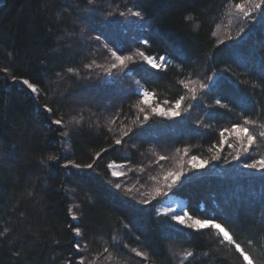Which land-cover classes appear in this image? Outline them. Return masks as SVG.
I'll use <instances>...</instances> for the list:
<instances>
[{
    "label": "trees",
    "instance_id": "obj_1",
    "mask_svg": "<svg viewBox=\"0 0 264 264\" xmlns=\"http://www.w3.org/2000/svg\"><path fill=\"white\" fill-rule=\"evenodd\" d=\"M237 2L242 0H0V231L11 229L10 239L0 238V264H80L82 257L84 264H244L217 230L196 231L157 212L166 195L153 199L142 191L163 185L152 179L150 186V176L134 183L152 153L172 157L177 149L176 155L187 150L214 162V170L244 168L251 159L243 152L234 159L237 140L225 132L222 144L220 133L245 117L255 121L249 127L261 143L251 156H264V12L245 18L235 13ZM128 8L142 16L118 15ZM105 45L117 53L165 55L171 63L153 69L134 59L108 73L96 66L108 55ZM93 60L91 69L84 67ZM22 79L36 85V94ZM181 80L208 87L190 85L197 86L192 99ZM137 82L160 104L185 96L182 115H151L142 105L150 119L133 124L143 119L133 107L141 99ZM125 126L133 131L113 145ZM102 149L108 151L91 169L64 167L69 160L92 163ZM49 155L57 159L49 161ZM111 161H125L126 175L112 177ZM213 171L163 191L180 196L192 218H214L256 264H264V170ZM104 248L109 253L101 255Z\"/></svg>",
    "mask_w": 264,
    "mask_h": 264
},
{
    "label": "snow or ice",
    "instance_id": "obj_2",
    "mask_svg": "<svg viewBox=\"0 0 264 264\" xmlns=\"http://www.w3.org/2000/svg\"><path fill=\"white\" fill-rule=\"evenodd\" d=\"M88 4H94L95 0H87ZM250 6V7H249ZM234 8L235 10L242 14L243 17L248 18L252 15L253 11H257V12H264V0H242V2H237L234 4ZM131 14L132 16L135 17H141L142 16V12L137 10V11H133L132 8H128L127 9V13L125 12H119L118 15L120 16H125ZM109 15H112V13H109ZM186 19H192V17H186ZM213 36H217L218 32L214 31L212 32ZM96 40H99L100 37L97 36L95 37ZM228 39H231V37L229 36ZM143 43L145 45L149 44V41L144 40ZM220 43H224V40H221ZM106 47V45H105ZM136 55H139L140 57L143 58V60L151 66V68L153 69H160V68H167V59L163 56L156 58L153 56H149L146 55L144 51H137ZM111 56L114 58L115 63L110 64L108 67H106L104 70L108 73H111V71L113 69H117L119 67H127V62L129 61H133L134 60V56L133 55H119L117 54V51H112L111 52ZM96 62L95 60H93L91 63L85 64L84 67L91 69L93 67V65H95ZM97 67H103V65H96ZM3 71L5 73L8 72V68H4ZM68 72L72 73V72H76L78 74V70L73 69V68H68L67 69ZM12 79L15 81L17 79V77L13 76ZM211 79V77L209 78ZM22 83L23 85H26L28 89L31 90L32 93H36L38 91L36 85L32 84L29 82V80L27 79H22ZM179 83L185 88L188 89V91L191 93V98L192 99H196V94H197V88L192 86L190 87V85H196L198 84L199 87L201 89L207 88L208 85L206 83H201L199 81H192V80H181L179 81ZM141 99L138 100V102L133 105V107H135L139 113L143 114V119L140 120V117H137L136 121H133V124H137V121H139L141 124L143 122H146L150 119V114L151 115H157V116H162V117H168V118H176V117H180L182 115V103L185 100V96H180L178 99L175 100L174 104H172L171 107L169 108H162L160 107L159 104H156L155 106L152 105L151 101L154 97V94L149 92L148 90H143L139 93ZM164 103H168L167 101H165ZM216 103L219 105L220 104V100L218 99L216 101ZM142 105H146L148 109H150V114L148 111H146V108L143 107ZM47 108V105L45 106ZM48 111H51V109H47ZM184 111H187V109H184ZM80 120L77 119L75 120V123L77 125L80 124ZM113 123L115 121H112ZM54 124L56 125H62V119H56L53 121ZM255 121L248 119L247 117H245L242 122L237 121L235 122L231 129H225L224 131H222L220 133V143H225L226 142V137H225V132H228L230 136H234V138L237 140L239 147L236 149V154L233 157L234 159L239 160L241 157V152L247 154L248 159H251V162H245L243 164L244 168L247 169H256V170H264V156H260L259 158H255L251 156V152L254 150V145L257 144V140L258 137L256 135H254L250 129V125H254ZM139 126V125H138ZM126 127L125 129H121L120 132V136L118 138H114L113 140V145H121L124 142V138L128 137L129 134L133 131V129L131 127ZM261 128H264V124L260 125ZM109 131H112L111 129H109ZM63 136H68V131L65 130L61 133ZM259 139L261 141H264V132H260L259 133ZM229 147H233V145L229 144ZM211 151V149H209ZM108 151V149H102L100 152L95 153V157L92 160V163H88L85 165H81L79 163H75L71 160L68 161L67 164L64 165V167H69V166H73L77 169L80 168H88L91 169L93 168L94 164L96 163L97 159H100L102 156V153H106ZM180 150L177 149V152H179ZM185 155H187V150H185ZM57 157L54 155H49L47 157V160L52 161V160H56ZM167 157L166 156H160L159 160L163 161L166 160ZM213 160L219 159V151H217L216 155L212 156ZM42 163H44L45 161H41ZM188 166L190 169H200L203 168L207 165L208 161L207 160H199L195 155L191 156V158L187 161ZM107 168L109 170H111V175L113 177H121V176H125L126 173L124 171H122L123 168H125L124 164H118L115 161L110 162L107 164ZM129 171H131V169H129ZM186 174L183 170V167H181L180 170L177 171H167L164 173L163 175V181L164 184L162 187H156L153 190V193H144V195L146 196H152V198L154 199L156 196L159 195H167L166 192L163 191V188H168L171 189L173 188L174 185L177 184L178 181L181 180L182 177H184ZM151 179L155 180L156 177H151ZM159 183V182H158ZM114 187L116 189H120L121 188V184L120 183H115ZM129 191H131V189H129ZM31 195V193H30ZM140 203L143 204H147L149 203L148 200H141ZM69 213H72V209L70 208ZM165 215H168L169 213L166 211L164 213ZM186 218L188 220H192L193 218L189 215V213L187 212H183L180 214L177 213H172L171 214V220L176 221L177 223L181 224V225H186L189 228H192L196 231L199 230H203V229H207V228H211V229H215L218 231V233L221 235L222 237V241H227L229 244H233L235 246V250L237 252H239L240 256L243 257V261L244 264H256L255 260L253 259V257L246 252L239 243H236L235 240L233 239L232 235L230 234V232L228 230H226L220 223H217L215 221V219H195L193 221V223L191 224H186ZM73 219H76L75 214L73 213ZM125 228H127V225H124ZM72 231L75 232L76 236H82V232L81 229L79 227H75L72 229ZM10 232L11 229L8 227H3V230L0 231V238L3 239H10ZM137 239H139V237H137ZM85 247H87V245H85ZM125 247H127V245H125ZM74 248L79 252V250L81 249V245L80 243H75L74 244ZM132 252L135 253L136 256L138 257H144V253L138 251L137 249L133 248L131 249ZM105 253H109V249L108 248H104L103 249V253H101V255L105 254ZM17 256L20 255L19 252L16 253ZM193 256L192 252H187L186 256H185V260H190V258ZM108 259H111V255L109 254V256L107 257ZM80 264H84V259L83 257L80 260ZM94 264V262H93Z\"/></svg>",
    "mask_w": 264,
    "mask_h": 264
},
{
    "label": "rangeland",
    "instance_id": "obj_3",
    "mask_svg": "<svg viewBox=\"0 0 264 264\" xmlns=\"http://www.w3.org/2000/svg\"><path fill=\"white\" fill-rule=\"evenodd\" d=\"M234 11H235V13L237 12L235 9H234ZM229 22H230V24L234 23L232 21H229ZM224 30H225V27H224ZM230 30H232V26H230ZM103 48H104V52H107L108 55L106 57L102 58V59L100 58L101 60L99 59V62L101 63V65H103V67H100L101 69L108 67L112 63H115L114 58L111 56V52L114 51V50L112 48L108 47V46H106V47L104 46ZM137 51L138 50L134 49V50H130V51L126 52V53H117V54H119V55H133L134 59H136V60L140 59V61L142 63H144L146 66L151 67L150 65H148L143 60L142 57H140L139 55H136ZM149 56H153V57H156V58H159V57L163 56V57H165L167 59V64L171 63V60L168 59L165 55H159V56L149 55ZM130 62L131 61L127 62V64L130 63ZM121 68H123V67H119V69H121ZM195 87H197V86H195ZM145 89H146V87L144 85H141L139 82H137V91L139 93L141 91L145 90ZM146 90H148V89H146ZM33 94H36V93H33ZM151 103H152L153 106H155L156 104H159L160 107H162V108H169V107L172 106V104H166V103L160 104L154 99V97H153ZM182 109H183V103H182ZM257 145H261V143L257 142ZM184 153H185V151H183L180 154L176 155L177 154V151H176V152H174V155L172 157H167V159L163 160V161L159 160V157L163 156L162 154L160 155L159 153H152V155H151L152 159L148 163L142 162L143 165L144 164L145 165L142 168H139L138 171H137L136 167H134V168L130 167L129 168L131 170L134 169L135 171H137V173H139V177H138L139 180L137 181L135 179L134 183L135 184H139V185H136V186H140L141 185V180L142 179H146L147 177L150 176V177H156V179H155L156 183L159 182L161 185H163L164 184V181H163L164 173L169 171V170H171V171L180 170L181 167H183V170H184V172L186 174L184 177L181 178V180H180L181 182L185 181V180H188V179H191L193 177L199 176L201 174L211 173L214 170V166H215L214 162L211 163V164L207 163V165L205 167L200 168V169H190L189 166H188L187 161L191 158V155H185ZM173 157H176V158H173ZM143 160H145V159H142V161ZM111 162H113V161H111ZM115 162L118 163V164H126L125 161H118V162L115 161ZM234 162L235 161H232L230 164H232ZM233 165L234 166H229L228 168H224L223 167L221 169H215L214 171H217V172H220V173H223V171H225V174H228V173L237 172V171L244 172V170L247 169V168H240L237 164H233ZM144 169H146V172L144 173V176H141V172ZM122 171L126 172V168H123ZM150 171H152V174H150ZM109 172H110V175H111V170H109ZM154 174H156V175H154ZM114 178H117V177H114ZM150 183H151L150 186H153L151 178H150ZM156 183H154V184H156ZM145 186H147V185H145ZM145 190L147 191L148 188H145L144 191H142V193H145ZM137 192H140V190L137 191ZM156 210L159 213H165L167 211L169 214H172L173 212L177 213V214L186 212V209H185V206H184V200L180 196L175 195V194H173L171 192L167 193L165 198H163L159 202V204H157ZM195 219H197V218H193L192 220H188L186 218V224L193 223V221ZM201 220H203V219H201ZM96 261L95 260H93V261H89L88 260V261H86V263L87 264H93V262H94V264H102L101 262H96Z\"/></svg>",
    "mask_w": 264,
    "mask_h": 264
},
{
    "label": "water",
    "instance_id": "obj_4",
    "mask_svg": "<svg viewBox=\"0 0 264 264\" xmlns=\"http://www.w3.org/2000/svg\"><path fill=\"white\" fill-rule=\"evenodd\" d=\"M185 204V203H184Z\"/></svg>",
    "mask_w": 264,
    "mask_h": 264
}]
</instances>
